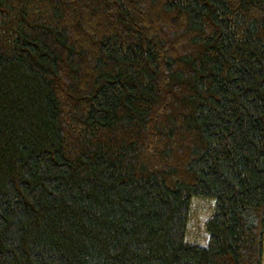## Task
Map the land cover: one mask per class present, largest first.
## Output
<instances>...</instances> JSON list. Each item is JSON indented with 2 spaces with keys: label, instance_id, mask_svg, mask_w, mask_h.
Here are the masks:
<instances>
[{
  "label": "trees",
  "instance_id": "16d2710c",
  "mask_svg": "<svg viewBox=\"0 0 264 264\" xmlns=\"http://www.w3.org/2000/svg\"><path fill=\"white\" fill-rule=\"evenodd\" d=\"M263 260L264 0H0V264Z\"/></svg>",
  "mask_w": 264,
  "mask_h": 264
},
{
  "label": "rangeland",
  "instance_id": "374dc122",
  "mask_svg": "<svg viewBox=\"0 0 264 264\" xmlns=\"http://www.w3.org/2000/svg\"><path fill=\"white\" fill-rule=\"evenodd\" d=\"M215 200L194 197L190 212L187 242L193 245L204 246L208 243L206 223L212 217ZM264 264V260H263Z\"/></svg>",
  "mask_w": 264,
  "mask_h": 264
}]
</instances>
